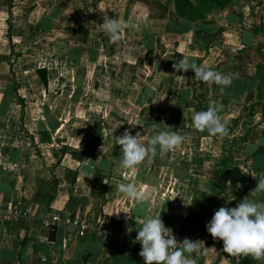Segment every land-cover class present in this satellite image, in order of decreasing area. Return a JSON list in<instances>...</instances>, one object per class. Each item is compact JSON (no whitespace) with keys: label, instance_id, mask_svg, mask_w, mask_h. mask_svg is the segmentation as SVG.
<instances>
[{"label":"crops","instance_id":"1","mask_svg":"<svg viewBox=\"0 0 264 264\" xmlns=\"http://www.w3.org/2000/svg\"><path fill=\"white\" fill-rule=\"evenodd\" d=\"M1 1L0 17L5 21L9 17L12 19L17 14L12 9L19 8L18 3L22 1L10 0L8 10L3 8ZM250 1L248 4L246 0H240L201 21L199 26L192 25L184 33L169 28L173 21L181 19L175 14L173 4L169 0L164 4L157 1L161 8L156 17L163 21L164 29L161 33L143 32L141 45L147 51L150 65L157 67L155 72L161 70L166 74L157 83V90L144 85L139 91L134 104L139 107L140 118L131 123L124 111L118 112L111 109L112 106L109 110L102 106L95 108V113L88 112L97 106V102L83 111L79 107L82 97L87 95V81L99 86L97 72L100 68L103 70L102 63L96 64L91 79L85 73L83 79L78 78L77 86L70 83L69 86L75 87L68 99L69 103L77 105L76 110L57 108L49 102L52 99L49 96L54 93L50 94L48 66L33 69L40 80L41 86H37L40 95L36 94L30 81L18 80L11 71L14 70L11 56L22 55L23 41L22 38L19 40V32L13 35L14 25L10 22L4 37L7 42L0 43V69L9 67L8 73L0 75V205L11 207L18 215L12 220L0 219V264H145L139 255L141 244L120 246L115 240L100 239L92 234L78 236L67 230L65 222L81 213L113 216L136 230L139 226L136 220L142 221L146 211L152 216L161 215L165 225L192 232L205 229L221 206L235 207L247 196L264 203V192L250 194L258 185L257 178L264 176V81L263 99L255 106L253 117L247 115L263 70V58L258 48L263 46L264 53V0L257 4V10L251 7L254 0ZM250 7L253 11L250 16L258 18L254 25L247 24ZM128 13L126 11L124 17ZM44 18L51 27L43 32L50 31L53 26L51 15L35 22L28 20L30 27L37 32L36 25ZM100 36L107 38L102 32ZM98 49L93 51L92 62L99 60ZM154 51L156 56L152 58ZM184 55L196 64L200 59L197 65L205 64V58L213 60L205 65L230 77L231 84L214 88L213 83L196 79L191 69L176 72L173 64ZM130 67L137 69L134 64ZM42 68L47 70V83L38 74V69ZM148 76L147 79L151 77ZM120 88L110 86L111 102L126 100V94ZM156 93L164 97L155 98ZM93 97L96 100L94 93ZM151 101H156L159 106L147 108ZM211 102L221 106L219 115L226 122V137L231 138L227 141L228 146L219 144L220 149L216 145L209 148L211 143L205 142L217 141L220 135L197 130L192 122L193 112L207 110ZM187 110L189 119L185 117ZM238 117V124L230 131ZM247 122L255 125L247 141L232 140L245 133ZM154 124L160 130L184 136V142L164 156L158 153L151 157L150 163L146 158L132 169H123L121 146L116 144V136L126 129L133 135L139 132L141 142L147 145ZM194 147L199 156H192ZM229 152L232 158L227 162L228 173L220 190L216 169L219 158ZM120 183H132L149 194L150 200L143 210L135 200L118 191ZM54 214L61 217L62 223H49ZM184 255L194 259L196 264H264V259L257 260L251 255H227L223 241L218 239L200 248L199 252Z\"/></svg>","mask_w":264,"mask_h":264},{"label":"rangeland","instance_id":"2","mask_svg":"<svg viewBox=\"0 0 264 264\" xmlns=\"http://www.w3.org/2000/svg\"><path fill=\"white\" fill-rule=\"evenodd\" d=\"M9 1L10 0L1 1L5 10L9 8ZM19 1H22L18 3L20 5L19 8H16V10L12 9L17 12L18 15L16 14L12 19L9 17L6 21L5 19L3 20V17H0V43L5 41L6 44L7 40H4V37L6 36L8 25L11 23L14 25L13 35H17V32H19V40L22 38L21 41H23V43H21L22 52L20 53L22 55L17 57L15 54H12L11 56V60H13L11 65H13L14 68V70L11 69V71L18 80L21 82L25 80L30 81L33 88L36 89V94L40 95V89L37 87L41 86L40 80L37 78L34 70L37 66H48L51 72L50 94L54 93L49 96L52 98L49 102L57 108L68 107L71 110H76L77 105L74 106L73 103H69L68 99V94L72 93L71 91L75 86L69 85L70 83H74L77 86L78 78L82 77L83 74L85 75V73L89 74L88 78L91 79V75H94L96 64L99 62L104 64L103 70L100 68L97 72L99 73L97 76L99 86H96L95 82L89 83V81H87L88 85L86 86L85 94L89 95L91 98H88L87 95H85L84 98L82 97L79 106L81 111L88 107L91 108L94 102H97V106L88 113H95V108L101 109L103 107L109 110L112 106L111 109H116L118 112L124 111L125 116L128 117L127 121H129V123L135 122L137 118H140L138 112L139 107L137 104H134V99L139 91L144 89V85H148V87L157 90V83L164 79L163 74H166L161 70L155 72L157 67L155 65H150L148 62L149 58H147V51H145L141 45L143 40L141 34L143 32L161 33L164 29L163 21L156 17L161 8V5L157 2L158 0ZM159 1L161 4L167 2V0ZM246 1L249 4L250 0ZM261 1L262 0H254L251 7L253 6V8H255L254 10H257L256 6ZM236 2H240V0H235V3ZM251 7L249 11L247 10V12H249V21L247 24L250 25L258 21V18L255 19V16H250V12L252 11ZM126 11L129 13L128 16L124 17ZM259 11H261V9H258V12ZM48 15H51L53 19V26L50 31L36 32L34 28L30 27L31 21L35 22ZM105 18H115L126 25L122 32V38L118 42H108L110 38L102 28ZM28 20H30V22ZM129 28L130 32L128 33L127 31ZM101 32L106 35L107 38H102L100 36ZM228 37L233 38V35H228ZM105 41L108 43L105 44ZM97 44V47H99L97 54L98 56L100 55V57L95 63L92 62L93 60L91 57H93V51L97 49ZM235 44H237V42ZM2 50L4 49L2 48ZM6 51L8 52V50ZM7 54H10V52ZM151 56L152 58L156 56L155 51ZM212 61L213 60L205 58L204 63L211 64ZM132 64L136 65L137 69L130 67ZM143 69L146 71L142 74ZM24 70L27 71L24 72ZM8 71L9 67H6L4 70L0 69V75H4V72L8 73ZM145 73L150 74L149 76L151 77L147 79L146 77L148 75H145ZM84 77H82V79ZM178 77L182 79L181 76ZM107 80L109 83L106 82ZM111 85H114V88L118 86L119 88L121 87L126 94V100L121 99L116 103L111 102ZM130 85L132 86L128 87ZM146 91L147 94H150L148 88H146ZM93 93L96 100H94ZM155 95V98L163 96V94L160 95V93H156ZM104 100H106L105 103ZM157 106H159V103L157 105L156 101H151L146 105V107L150 109H156ZM160 113H162V111ZM145 116L146 114H144V118ZM185 117L186 119L190 118L188 110L185 112ZM197 139L198 138H196V140ZM229 140H231V138L229 139L226 136H221L217 141L206 140L205 142L211 143V145L208 146L209 148L212 145H216L217 148L220 149L218 145L220 144L223 147L228 146L227 141ZM205 142L203 143L204 145H206ZM194 148L192 156H199L196 147Z\"/></svg>","mask_w":264,"mask_h":264},{"label":"clouds","instance_id":"3","mask_svg":"<svg viewBox=\"0 0 264 264\" xmlns=\"http://www.w3.org/2000/svg\"><path fill=\"white\" fill-rule=\"evenodd\" d=\"M126 25L115 18H105L102 24L104 32L112 42H118L122 38V32ZM176 72L189 69L195 73V78L206 83H216L227 87L231 84V78L212 70L205 64L197 65L188 55L173 64ZM155 103V102H154ZM221 106L211 102L207 110L193 112L192 122L195 129L208 131L212 135L226 136V122L222 121L219 113ZM152 136L147 145L141 142V133L135 135L130 130H125L120 136H116V144L121 146V167L132 169L145 161L151 162V157L158 153L164 156L168 152L179 147L185 137L160 130L157 124L151 128ZM257 178L255 175H252ZM258 185L251 191V195L264 192V176L257 178ZM104 183H107L104 180ZM118 191L124 196L135 200L141 210L144 209L150 196L148 193L139 190L132 183H120ZM245 197L237 206H221L215 211L211 221L206 225L207 231L214 239L223 241V250L231 255H251L254 259H264V203L250 200ZM191 204V203H190ZM129 213L127 211H123ZM120 212L116 213L117 215ZM145 218L137 221L138 235L135 241L141 244L139 255L144 259L145 264H196L184 253L191 254L199 252L196 241L185 238L179 242L174 235H169L165 224L160 216H152L144 212ZM130 232L131 229L129 228Z\"/></svg>","mask_w":264,"mask_h":264},{"label":"trees","instance_id":"4","mask_svg":"<svg viewBox=\"0 0 264 264\" xmlns=\"http://www.w3.org/2000/svg\"><path fill=\"white\" fill-rule=\"evenodd\" d=\"M173 6H174V12L177 16L181 17L179 22L173 21L169 28H173L178 33H184L190 29L192 25L199 26L200 22L203 20H207L210 18V16H213L217 12H223L229 7H232L235 3V0H169ZM48 21V19L44 18L42 21L38 22L36 25V29L38 31H46V29H49L51 27V24ZM263 27H261V30ZM262 47L259 46L258 51L262 55L263 58V70L261 71V77H259L258 82V88L256 97L253 101V103L250 105L249 110L247 112L248 117H253L255 106L261 102L263 99L262 96V83L264 81V53L262 52ZM201 60H197L200 62ZM38 74L41 77V79L44 81V83H47V70L45 68L38 69ZM214 88H217L218 84L213 83ZM15 92H17V86H15ZM216 96V91L214 94V98ZM263 109H264V103H263ZM239 122V117L236 118L234 121V125L231 127L230 131L234 130V127ZM255 125L252 122H247L245 124V133L240 138H233L232 140H240L241 142L247 141L251 130L253 129ZM232 158V154L229 152L227 155L219 158L218 161V168L216 169V175L218 177L219 187L220 190L224 187V182L222 181L224 176L228 173V160ZM224 253H226L224 251ZM227 255L233 257L234 255L228 254Z\"/></svg>","mask_w":264,"mask_h":264},{"label":"built area","instance_id":"5","mask_svg":"<svg viewBox=\"0 0 264 264\" xmlns=\"http://www.w3.org/2000/svg\"><path fill=\"white\" fill-rule=\"evenodd\" d=\"M18 211H14L11 207L4 208L0 205V219L12 220L17 218ZM50 224L62 223V219L59 215H53L49 220ZM67 230L75 233L78 236H85L92 234L97 238L104 240H115L118 245H132L140 244L135 241V237L138 235V229L133 230L129 226L125 225L123 220L113 216H100L89 215L85 213L78 214L65 222ZM131 229L129 232L128 229ZM169 235H174L179 242H182L185 238L192 241H196L199 249L205 248L211 241L215 240L207 229L184 232L177 227L165 225Z\"/></svg>","mask_w":264,"mask_h":264}]
</instances>
